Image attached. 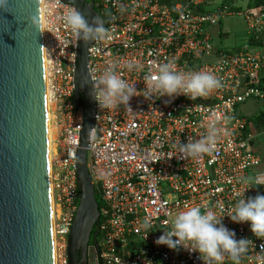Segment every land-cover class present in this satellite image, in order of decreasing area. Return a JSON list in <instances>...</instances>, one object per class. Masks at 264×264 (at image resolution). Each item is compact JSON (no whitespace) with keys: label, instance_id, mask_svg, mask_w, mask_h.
Masks as SVG:
<instances>
[{"label":"built area","instance_id":"2783aa9c","mask_svg":"<svg viewBox=\"0 0 264 264\" xmlns=\"http://www.w3.org/2000/svg\"><path fill=\"white\" fill-rule=\"evenodd\" d=\"M47 107L48 175L55 264H68L67 235L79 198L75 153L82 124L81 107L72 101L76 35L64 23L74 9L60 0H39ZM209 0L166 5L160 0H94L108 35L88 47V73L93 82L112 68L135 95L129 107L101 108L95 101L87 169L101 207L94 264H204L196 252L169 249L155 240L178 211L199 206L221 216L237 240L249 239L241 264H257L264 240L248 222L230 215L238 194L254 197L264 190L260 158L251 151V134L238 107L264 99L260 87L262 58L248 49L214 48L209 28L228 12L227 5L200 11ZM249 28L264 24L263 13H245ZM128 62L135 67L129 70ZM171 62L178 71L210 72L221 87L190 99L145 98L149 74ZM219 117L215 151L199 157L181 155L174 145L206 134L210 116ZM261 181L257 184L256 179ZM247 181V182H246ZM151 226L145 229L143 221ZM223 264H232L225 257Z\"/></svg>","mask_w":264,"mask_h":264},{"label":"water","instance_id":"95a60500","mask_svg":"<svg viewBox=\"0 0 264 264\" xmlns=\"http://www.w3.org/2000/svg\"><path fill=\"white\" fill-rule=\"evenodd\" d=\"M60 1L89 22L103 20L94 0ZM33 16L39 18L40 30L30 23ZM91 43L76 39L75 46L72 101L81 107L82 124L75 153L79 198L67 235L68 264H87L92 230L97 247L99 209L86 164L95 110L87 67ZM0 264H55L39 0H7L0 8Z\"/></svg>","mask_w":264,"mask_h":264},{"label":"clouds","instance_id":"9594fccd","mask_svg":"<svg viewBox=\"0 0 264 264\" xmlns=\"http://www.w3.org/2000/svg\"><path fill=\"white\" fill-rule=\"evenodd\" d=\"M6 4L7 0H0V8L5 7ZM29 20L39 29V18L33 16ZM64 23L84 44L103 40L108 35L102 19L93 18L89 22L75 9L65 14ZM126 67L132 70L135 64L128 62ZM220 87L221 82L210 72L178 71L171 62H166L157 67L154 78L149 74V85L144 97H173L183 94L195 99L207 96ZM91 95L101 108H110L117 104L129 107V101L135 95V87L118 76L112 68H108L91 83ZM218 123L219 117L213 114L206 123L205 135L198 140L178 143L174 147L184 156L211 155L215 151L219 135ZM92 129L93 127L89 129L90 133ZM255 182L261 183L258 178ZM238 196L232 213L228 216L236 223L248 222L250 231L255 237L264 240V195L244 198L243 193H239ZM150 226L151 220L146 218L143 227L147 229ZM155 243L165 245L172 250L183 248L189 252H196L204 264H223L225 257L230 259L232 264H241V258L248 252L249 245L253 244L249 239L237 240L235 233L222 224L221 216L211 211H204L199 206L178 211L169 219L163 234L155 240ZM257 264H264V253L258 255Z\"/></svg>","mask_w":264,"mask_h":264},{"label":"crops","instance_id":"0c3cea01","mask_svg":"<svg viewBox=\"0 0 264 264\" xmlns=\"http://www.w3.org/2000/svg\"><path fill=\"white\" fill-rule=\"evenodd\" d=\"M254 0H210L208 9L213 10L220 4H227L236 8L239 11H229L228 14L219 20L216 25L209 28L214 48H222L230 52H237L248 49L261 56V79H264V24L258 29L249 28L246 20L244 19L245 13H256L257 8L250 7ZM228 2V3H225ZM228 6V7H229ZM248 101L260 102L262 100L250 99ZM244 102L243 104H245ZM251 103V102H249ZM239 108V107H238ZM264 110L257 108V111L249 115L237 112L239 116L245 119H250L248 123V134H251L250 149L260 158V168L264 171V124L263 121H254V118ZM251 122V123H250Z\"/></svg>","mask_w":264,"mask_h":264},{"label":"trees","instance_id":"16d2710c","mask_svg":"<svg viewBox=\"0 0 264 264\" xmlns=\"http://www.w3.org/2000/svg\"><path fill=\"white\" fill-rule=\"evenodd\" d=\"M162 3L170 6V5H174L176 3H179V2H183L185 0H160ZM210 1V0H209ZM209 1L204 5V6H201L199 8L200 11H206V10H209L208 9V3ZM225 3H228V2H225ZM221 5H225V4H220L219 6ZM227 5V4H226ZM228 6H229V3H228ZM250 7H253V8H257V13H263L264 14V0H254L252 4L249 5ZM240 8H236V7H233V6H229V11H239ZM220 23V22H219ZM259 84H260V87L261 89L263 90L264 92V79H260L259 81ZM250 119H247L246 120V125H245V130H244V133H248L249 129H248V123H249ZM254 121H263V124H264V110H262L258 116H256L254 118ZM251 123V122H250ZM258 194L259 195H264V190L260 189L258 191ZM96 200L98 202V209L101 207V203H100V199L98 197V194L96 193ZM95 233V230H92V233H91V236H90V240H89V243L92 244L93 243V235ZM100 233L98 232V234L96 235V240H97V243L100 241Z\"/></svg>","mask_w":264,"mask_h":264},{"label":"rangeland","instance_id":"374dc122","mask_svg":"<svg viewBox=\"0 0 264 264\" xmlns=\"http://www.w3.org/2000/svg\"><path fill=\"white\" fill-rule=\"evenodd\" d=\"M249 102H251V103H249ZM262 102L263 101H260V102L257 101L254 103L253 101H248L245 104H241L238 108V111L241 114L249 115L254 111L256 112L258 107H259V109H262L264 107ZM260 170H262V169L260 168Z\"/></svg>","mask_w":264,"mask_h":264},{"label":"flooded vegetation","instance_id":"af4514ba","mask_svg":"<svg viewBox=\"0 0 264 264\" xmlns=\"http://www.w3.org/2000/svg\"><path fill=\"white\" fill-rule=\"evenodd\" d=\"M90 240V239H89ZM87 255H88V260H87V264H94V256H95V246L94 244H90L88 242V249H87ZM91 257H93L91 259Z\"/></svg>","mask_w":264,"mask_h":264},{"label":"bare ground","instance_id":"6f19581e","mask_svg":"<svg viewBox=\"0 0 264 264\" xmlns=\"http://www.w3.org/2000/svg\"><path fill=\"white\" fill-rule=\"evenodd\" d=\"M47 131H48V138H50V128L49 127H48Z\"/></svg>","mask_w":264,"mask_h":264}]
</instances>
